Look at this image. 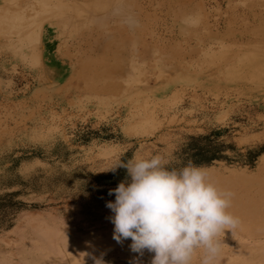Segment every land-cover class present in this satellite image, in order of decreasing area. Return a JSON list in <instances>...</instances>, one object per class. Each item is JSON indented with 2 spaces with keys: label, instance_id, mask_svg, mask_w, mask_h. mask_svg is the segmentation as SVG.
Wrapping results in <instances>:
<instances>
[{
  "label": "rangeland",
  "instance_id": "374dc122",
  "mask_svg": "<svg viewBox=\"0 0 264 264\" xmlns=\"http://www.w3.org/2000/svg\"><path fill=\"white\" fill-rule=\"evenodd\" d=\"M13 4L17 26L0 30V264H151L112 238L108 192L127 173L107 170L157 154L235 194L240 225L219 264H264V0Z\"/></svg>",
  "mask_w": 264,
  "mask_h": 264
},
{
  "label": "clouds",
  "instance_id": "9594fccd",
  "mask_svg": "<svg viewBox=\"0 0 264 264\" xmlns=\"http://www.w3.org/2000/svg\"><path fill=\"white\" fill-rule=\"evenodd\" d=\"M118 168L127 178L108 192L115 196L106 202L113 240H131L139 256L154 253L151 264H193L198 253L200 264H219L226 231L233 235L240 225L229 211L232 191L218 187L202 166L169 169L159 154L119 161L107 171Z\"/></svg>",
  "mask_w": 264,
  "mask_h": 264
},
{
  "label": "crops",
  "instance_id": "0c3cea01",
  "mask_svg": "<svg viewBox=\"0 0 264 264\" xmlns=\"http://www.w3.org/2000/svg\"><path fill=\"white\" fill-rule=\"evenodd\" d=\"M16 0H1L2 3H0V5H4L2 7H0V30L4 31H9L10 33H13L14 31V28L17 26V23L14 25V23L16 22L15 19H13L12 17H10V15L12 14L9 10V6H16L15 4H13ZM4 2V4H3ZM7 5V6H5ZM9 5V6H8ZM28 2L25 1V2H22L21 4V10H22V13L24 14H27L28 15ZM33 5L32 7H30V12L33 11ZM31 14H34L33 12ZM7 16L9 17L10 21L9 20H6ZM33 27H31L30 31H32ZM33 32V31H32ZM50 251L52 253L55 254V252H58L57 249H53L51 248Z\"/></svg>",
  "mask_w": 264,
  "mask_h": 264
},
{
  "label": "bare ground",
  "instance_id": "6f19581e",
  "mask_svg": "<svg viewBox=\"0 0 264 264\" xmlns=\"http://www.w3.org/2000/svg\"><path fill=\"white\" fill-rule=\"evenodd\" d=\"M228 242V241H227ZM248 245V244H247ZM263 260V259H262ZM150 262V261H149ZM245 262V261H244ZM256 262V261H255ZM263 263V262H262ZM250 264V263H249Z\"/></svg>",
  "mask_w": 264,
  "mask_h": 264
}]
</instances>
